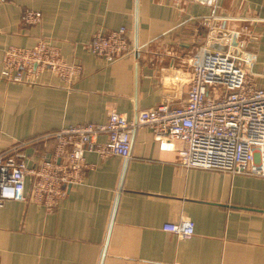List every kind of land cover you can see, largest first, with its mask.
Listing matches in <instances>:
<instances>
[{"label": "crops", "instance_id": "crops-1", "mask_svg": "<svg viewBox=\"0 0 264 264\" xmlns=\"http://www.w3.org/2000/svg\"><path fill=\"white\" fill-rule=\"evenodd\" d=\"M27 8L40 11L38 24L21 23ZM120 26L133 51L113 61L89 51L96 31ZM232 32L254 53L249 71L264 86V0H0V61L8 45L45 38L80 67L71 88L49 69L25 82L0 74V150L24 142L32 167L52 155V131L110 111L133 117L163 99L167 72L188 75L203 47H220L214 36ZM84 157L81 181L53 208L28 198L30 175L27 199L0 205V264H264V177L185 167L146 125L132 131L128 158L93 149ZM186 219L190 235L162 228Z\"/></svg>", "mask_w": 264, "mask_h": 264}, {"label": "built area", "instance_id": "built-area-1", "mask_svg": "<svg viewBox=\"0 0 264 264\" xmlns=\"http://www.w3.org/2000/svg\"><path fill=\"white\" fill-rule=\"evenodd\" d=\"M40 18V11L27 8L20 21L36 25ZM204 23L208 30L213 28L209 18ZM234 34L214 36L220 47H203L200 58L190 64L188 75L181 69L167 72L163 99L131 118L110 111L102 122L73 123L52 131L49 134L56 140L52 155L32 167H27L21 150L24 142L0 150V205L8 199H27L25 179L30 175L33 181L28 198L53 208L65 193V186L81 181L87 165L85 149H93L102 157L126 159L132 131L144 125L151 128L161 149L177 150L185 167L264 177V86L258 85L249 71L254 53L244 47L242 39H233ZM86 45L106 61L134 50L124 26L96 31ZM0 64L5 81L25 82L49 69L67 88L80 70L79 65L64 60L59 47L45 38L30 47L8 45ZM185 84V100L175 104ZM98 135L106 136L103 143L97 142ZM162 228L190 235L194 223L186 219L165 223Z\"/></svg>", "mask_w": 264, "mask_h": 264}]
</instances>
